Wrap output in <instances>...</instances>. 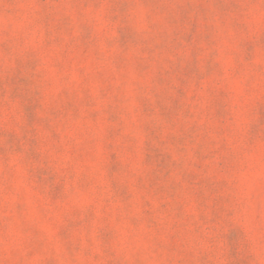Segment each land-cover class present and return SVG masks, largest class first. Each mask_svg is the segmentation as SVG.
<instances>
[{
	"label": "rangeland",
	"instance_id": "obj_1",
	"mask_svg": "<svg viewBox=\"0 0 264 264\" xmlns=\"http://www.w3.org/2000/svg\"><path fill=\"white\" fill-rule=\"evenodd\" d=\"M0 264H264V0H0Z\"/></svg>",
	"mask_w": 264,
	"mask_h": 264
}]
</instances>
